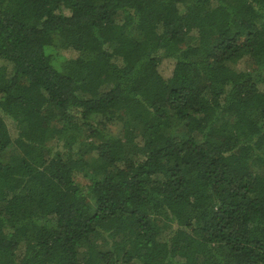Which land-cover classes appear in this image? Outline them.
Here are the masks:
<instances>
[{
	"label": "trees",
	"instance_id": "1",
	"mask_svg": "<svg viewBox=\"0 0 264 264\" xmlns=\"http://www.w3.org/2000/svg\"><path fill=\"white\" fill-rule=\"evenodd\" d=\"M0 264H264V0H0Z\"/></svg>",
	"mask_w": 264,
	"mask_h": 264
},
{
	"label": "rangeland",
	"instance_id": "2",
	"mask_svg": "<svg viewBox=\"0 0 264 264\" xmlns=\"http://www.w3.org/2000/svg\"><path fill=\"white\" fill-rule=\"evenodd\" d=\"M65 55L69 56V55L66 54V53H65ZM170 67H171V65H170L169 63H167V62H163L162 66H161V68H162V72H163L165 75H167V74L169 73L170 69H171ZM12 135H13V137H14V136H15V132H13Z\"/></svg>",
	"mask_w": 264,
	"mask_h": 264
}]
</instances>
